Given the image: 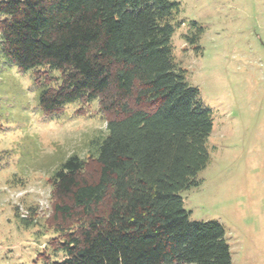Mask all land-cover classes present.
<instances>
[{
  "label": "trees",
  "instance_id": "trees-1",
  "mask_svg": "<svg viewBox=\"0 0 264 264\" xmlns=\"http://www.w3.org/2000/svg\"><path fill=\"white\" fill-rule=\"evenodd\" d=\"M177 12L169 0H0V55L32 71L42 113L96 100L106 117L90 157L52 174L65 236L50 264H231L224 228L191 220L180 196L201 183L212 113L173 60Z\"/></svg>",
  "mask_w": 264,
  "mask_h": 264
},
{
  "label": "rangeland",
  "instance_id": "rangeland-1",
  "mask_svg": "<svg viewBox=\"0 0 264 264\" xmlns=\"http://www.w3.org/2000/svg\"><path fill=\"white\" fill-rule=\"evenodd\" d=\"M169 1L178 3L173 60L212 113L209 162L180 193L183 206L191 220L224 228L231 264H264V0ZM33 79L0 55V264L63 258L52 174L72 155L88 159L106 134L96 100L43 114Z\"/></svg>",
  "mask_w": 264,
  "mask_h": 264
}]
</instances>
